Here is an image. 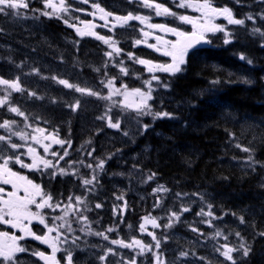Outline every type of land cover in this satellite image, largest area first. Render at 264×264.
Masks as SVG:
<instances>
[{"label":"trees","instance_id":"trees-1","mask_svg":"<svg viewBox=\"0 0 264 264\" xmlns=\"http://www.w3.org/2000/svg\"><path fill=\"white\" fill-rule=\"evenodd\" d=\"M100 1L103 5L106 2L128 7V12L123 15H138L144 8L142 4L129 0ZM36 7L35 11H22L21 15L36 20V27L43 31L45 45H40L39 38L29 37L27 33L8 32L7 23L14 20V14H2L5 26L0 38L15 45L20 42L19 46L29 54L40 55L41 59L46 58L48 62L64 67L77 79L97 87L94 92L99 95H90L87 98L89 105L82 108L77 100L79 92L75 90L79 81L74 80V87L68 88L58 83L59 78L53 79L52 75L24 59V54L17 56L0 50V71H18L21 77L26 76L25 90L16 98L17 108L24 115L9 111L7 106L0 108V124L5 120L10 122V127L5 128L7 130L0 128V133H5L3 136L10 138L11 143L20 145L18 149L24 153L29 147L35 149V145H39L32 139L34 134L39 141H44V136L53 133L56 139L65 142L55 144L49 153L53 168L38 173L33 179L42 183L45 193L53 198V205L60 204V208L50 211L51 225L70 240L73 248L68 251L77 255L82 252L86 264L93 261L103 264L101 257L107 258L104 264H114L122 259L119 251H113L109 256L104 254L106 247L112 240L131 243L135 238L152 246L151 251L145 248L143 254L137 252L138 260L151 262L159 248L155 247L156 240L147 242L144 232L140 231L143 218L150 211L144 209V203L138 202L135 196L122 200L113 189L125 188L130 193L145 188L148 191L157 182L176 198L192 197L197 203L198 196L206 198L202 200L203 212L210 211L213 215L197 218L201 229L202 221L210 218L220 230L221 236L214 241L218 247L227 244L239 248L244 244L250 248L247 256L242 250L233 253L235 264H264V235H261L264 233V181H261L264 180V35H261L264 33V0L250 8L238 9L235 13L243 16L244 26L233 31L230 39L218 37L212 40L213 48L189 53L180 73H153L159 79L154 82L155 94L149 103L151 112L172 113L171 119L141 115L125 108L118 100L103 98L108 97L104 86L110 79L115 78L113 82L117 86L127 85L128 89L143 88L145 81H152L153 75L146 66L138 63L139 59L154 64L166 61L151 48L136 43L141 41L136 29H117L113 35L105 33V38H111L110 46H107L97 38L74 36L64 28L62 20L48 18L40 12L43 11L41 6ZM248 16L253 19H247ZM58 39L63 45L55 43ZM226 39L229 43H225ZM113 45L123 52L116 53ZM109 52L111 56L106 55ZM241 55L252 63L241 60ZM122 67L127 70V75L120 71ZM36 69L40 72H35ZM4 75L0 73L7 79ZM245 80L251 83L246 84ZM38 84L46 90L36 86ZM109 118L113 123L119 121L120 128L110 129ZM62 120L66 121L63 123ZM144 125H148L146 130ZM37 128L47 132L38 133ZM87 130L90 133H81ZM94 131L97 133L92 135ZM106 133L110 134L108 140L102 138ZM20 135H25L26 139L21 140ZM65 151L66 160L62 162L59 156H64ZM53 152L58 156L52 155ZM42 154L46 158L44 149ZM101 160L105 162L103 169L97 168ZM153 173L155 175L149 180ZM92 177H95L93 183L84 185L83 181ZM70 196L72 200L68 199ZM77 196L81 197L82 203L75 200ZM97 204L101 207L97 208ZM123 204L127 206L124 210L119 207ZM195 211L196 208L184 211V216L192 218ZM57 216L62 219H54ZM163 220L161 227L154 232L160 244L165 248L172 247L174 252H186L199 261L203 255L201 251L205 250H195V253L190 248L185 250L184 240L176 239L183 231L180 221H176L173 215L163 217ZM169 224L171 226H167ZM96 233H104L108 239ZM185 233L194 238L197 236L192 229ZM236 233L240 234L239 237ZM137 249L139 247L126 248V253L121 255L128 254L133 258ZM212 249L214 257L219 248L213 246ZM216 257L211 259L205 255L203 258L206 264H232L226 259L220 262L221 254Z\"/></svg>","mask_w":264,"mask_h":264},{"label":"snow or ice","instance_id":"snow-or-ice-1","mask_svg":"<svg viewBox=\"0 0 264 264\" xmlns=\"http://www.w3.org/2000/svg\"><path fill=\"white\" fill-rule=\"evenodd\" d=\"M83 3H88L89 0H82ZM143 6L145 8H150L155 10V14L157 16H177V13L170 10V8L166 7L164 4L156 3L155 0H142ZM44 4L46 8H52L54 12L59 11H67V7H65V0H60L59 7H57L52 0H44ZM29 3L26 2V0H0V14L5 15H19V9H28ZM93 8L99 9L100 13L102 15L99 17L101 20L105 21V27L107 26V18L109 16H112V13L106 12L104 8L100 7L99 4L93 3ZM177 7L179 8H193L195 11L200 13L199 17H191L187 15H180L178 19L186 24H190L192 26L191 32H183L180 31L177 28L168 27L164 24H151L148 23L147 27L150 29H159L160 31L164 33H171L174 36L177 37V40L175 41H169L164 40L160 36H156L155 39L158 43H162L164 46L163 55L171 57V63L166 64H154L152 61L139 59L138 63L141 65L147 66V71L149 73H154L155 71H161L165 73H170L172 75H175L176 73H180L183 71L182 66L186 63V56L188 54L189 49L193 48L196 44L201 43L202 41H206V33H216V32H225V35H227L226 30L219 24H216L214 21L218 17H223L227 20L228 24L232 25H243L245 23L242 19H236L233 16V12L228 7H215L211 0H179V3L177 4ZM42 15L45 16H51V13L49 12H42ZM114 19L116 21H120L121 26L124 24H127L129 21L137 20L141 24H144L148 21L149 17L141 16V15H133L129 13L127 16H115ZM247 19L252 20V16H248ZM90 27H95V24L89 23ZM79 32V29H77ZM255 32H260L259 29H254ZM94 34V33H93ZM80 35H85L84 32H80ZM143 35L145 38L149 37V32H143ZM261 35H264V33H261ZM97 39L102 40L105 44H109V40L111 38H105L104 36H97ZM137 44H140L141 41L137 40ZM225 43H229V40H225ZM150 48H156L157 51H160L161 49L156 47V45L148 44L147 45ZM114 47V45H113ZM264 47V45H262ZM114 51L116 53H120L122 50L118 47H114ZM106 55L111 56L112 53H106ZM132 54L129 53V56ZM241 60H246L248 64H251V60H247V58L244 55L240 56ZM37 71V70H34ZM120 71L127 75V70L125 68H121ZM55 79V77H53ZM115 78L108 80L106 87L109 89H112L108 97H103L105 99H110L112 95L118 94L119 89L114 87L113 81ZM152 80H157L158 77L153 75ZM245 83H248L249 81L245 80ZM58 83L61 85H64L68 88H73L74 86L70 84L67 80L60 79L58 80ZM215 83V81H214ZM145 84L147 85V91H143L140 88H136L129 92L127 90V85H122V87L125 89V92L123 93L125 100H128L130 96L132 97H138L139 102L133 104H127L126 107H135L137 112H139L141 115L146 114H152L156 118H173V114L169 112H151V106L149 105L148 101L152 100L153 97L151 95L152 86H151V80L145 81ZM0 85L5 86V89H11L15 92H21L23 89L21 87V84L19 83V78L16 80H8L4 78H0ZM167 87V85H165ZM78 92H85L88 91L90 95H99L96 92H92L90 90H86L80 87L75 88ZM10 95V93H9ZM30 95H34V93H30ZM8 103L7 97L0 99V107L6 105ZM9 111L16 113L17 115L23 116L24 113L19 110L17 107H9ZM108 125L111 128L119 129L120 123L119 121L113 123L111 119L109 118ZM10 122L5 120L2 124H0V128H9ZM148 125H144L145 130L147 129ZM36 132L43 134L45 132L44 129L37 128L35 129ZM127 135L128 133H124ZM20 139L24 140L26 139L25 135H20ZM33 140H36L37 143L40 141L37 139L36 136L32 137ZM44 139H49V136H44ZM52 143L57 145H63L65 142L56 139L55 137H52ZM0 141H7L10 144V147L12 149H18L21 147L20 145L16 143H11L10 138H7L5 136H0ZM44 151L47 153L49 150V145H43ZM237 147H240V145H237ZM244 151H249V149L244 148ZM28 152L33 155V162L32 164H25L19 156H9L6 158H3V163L0 164V184L3 185H11L12 191H6L5 188L0 187V224L2 225H9L11 228L19 229L21 233H23L22 236H17L14 233L10 234L7 231H0V264H17V255L18 253H25L27 249L23 246L19 245V241L24 239L25 236H32L35 240L41 241L42 243L49 244L52 251L50 255H46L44 252H35L33 255L38 256L41 260L45 261V264H60V260L57 259V252L60 251V249L57 247L56 241L59 240L60 233L58 232V229L56 227H50L48 224H46L44 216L41 214L42 210L45 208L52 209L55 211L56 209L60 208V204L53 205L51 203L52 197L50 195H46L43 193V190L40 185L33 183L31 180H29L25 176H21L19 173L12 171V169L8 166L10 161L14 159V162L16 164H20L21 167L26 168H35L37 166V163H42L45 167L54 166L52 165V162L46 159H42L39 156L35 155L36 150L32 147L28 148ZM52 155L58 156V153L53 152ZM64 155H67V152L65 151ZM91 155V153H89ZM64 156H59V159H63ZM251 159V157L249 158ZM104 161L101 160L97 167L103 169L104 167ZM88 167H92V165H88ZM61 172H63V169H61ZM155 174L153 173L148 177L149 180L153 178ZM95 180V177H92V179H85L83 181L84 185H90ZM162 188V186H161ZM160 189H154L153 191H159ZM164 191H167V189H163ZM21 192L23 194H21ZM179 195V194H178ZM39 197V200L37 199ZM69 200H72L73 197H69ZM75 200L78 203H82L81 197L77 196L75 197ZM32 206L35 207L37 211H32ZM97 208L101 207L100 204L96 205ZM209 208H211V205H209ZM189 209L184 208L183 211H188ZM200 214H205L203 212V209L201 210ZM208 216H212L213 214L209 211L206 213ZM67 215V213H65ZM173 216H176L177 219H179V216L173 212ZM54 219H62V217H55ZM84 219H87V217H84ZM33 220H39V223L44 225L47 228V233L44 235H36L34 232H32L29 225L32 223ZM27 221V223H25ZM241 222H243V218L241 217ZM210 223V221L208 222ZM151 224L153 228L160 227V225L157 223V220L155 218H150L149 216H145L143 218V223L140 225V231L144 232L146 231L145 225ZM167 226H171L170 224ZM196 231V229H193ZM108 231H112V229H108ZM53 232H57L56 237H52L50 234ZM96 235L103 236L105 240L108 239V236L104 235V233H96ZM148 235H151L154 240H156L155 247H160V241L156 239L155 235L153 233H148ZM217 236L220 235L219 232L216 233ZM236 235L239 237V233H236ZM261 235H264V233H261ZM225 239H227V236H225ZM111 243L113 244H119L125 248H133L134 246L138 245L141 248V252L145 248H147L149 251H151L150 245H144L141 240L133 238L131 243H125L122 240H112ZM224 251L221 252V254L225 257L226 260L232 261V264H235V260L231 253L234 251H241L244 256H247L250 248L246 247L244 244H241L239 248H234L232 246H229L227 244L221 246ZM109 252L112 251V249L108 250ZM217 251H220V249H217ZM182 256L187 255L186 253H181ZM105 257H101L103 260ZM61 259H64L66 261V264H73V255L70 251L66 250V256L62 257ZM156 260L159 264V255L156 256ZM130 264H135V259H133Z\"/></svg>","mask_w":264,"mask_h":264},{"label":"rangeland","instance_id":"rangeland-1","mask_svg":"<svg viewBox=\"0 0 264 264\" xmlns=\"http://www.w3.org/2000/svg\"><path fill=\"white\" fill-rule=\"evenodd\" d=\"M76 1H78V0H65V4H66V2L72 3V2H76ZM55 2H53V3L57 7H59L60 0H57ZM65 7H66V5H65ZM23 10H28V11L32 12L31 9H23L22 8V9H19V15H20V12L23 11ZM179 10L182 12L181 13L182 15H187V16H191V17H199L200 16V13L195 11L193 8H180ZM67 11H69V13H67L68 16H72V14H75L76 5L74 3H72V6L67 8ZM51 12H53L55 15H59L60 18L63 16L64 13H66V11L54 12L52 8H51ZM94 13L95 12H93V14ZM159 18H160V16H159ZM221 20H222V22H220V23L218 21H216V20L214 22L216 24L221 25L224 29H226V28H228L229 26L232 25V24H228L227 20L225 18H222ZM119 22L120 21H118V23ZM148 22H151V20H149ZM179 22H181V21H179ZM89 23H91V22H85V20H83L79 24H73L72 27H75L76 29H79V32H84L85 35H89V36H93L94 35V36H96V34H93V33H95L96 28L90 27ZM121 23H120V25L119 24L118 25L121 26ZM184 24L187 25L190 29H192V26L190 24H186V23H184ZM108 27H109L108 24H107L106 27L102 26L103 29L101 31H103L104 33H107L108 31H106L105 29L108 28ZM144 29L145 30L148 29V27L145 25V23H144ZM7 31L8 32L12 31L13 33H16V34H26L27 33L26 35L29 34L28 35L29 37L32 36V37L39 38L38 42H39L40 45H45V42L42 41V40H44L43 36H42L43 35V31H41V28H39V27H35V26L28 27L27 26V27H24L23 29H21L19 31H16V29H14L12 27H8ZM146 32H148V30ZM9 34H11V33H9ZM103 35H104L103 33H99V36H103ZM28 36H26V37H28ZM167 39L169 41H175V40H177V37L174 36L173 34L169 33L168 36H167V34L164 36V40H167ZM56 42L58 44H60V45H63L61 40H59V39H58V41H55V43ZM145 42L148 43V44H149V42L152 43V44H155L154 41H152L151 39H147V38H145ZM15 43L18 46V50L14 49V51L17 54H19V55L20 54H24L23 55L24 59H27V60L31 61L33 64H35L36 68L42 69L43 71H45V73H48L49 75H52L53 77L67 80L70 84H73L74 80H76V82L79 81L77 87H80V88H83V89H86V90H90L92 92L97 91V87H94V86H92L91 84H89L87 82H82L81 80L77 79V77L73 76V74H69V72L64 67L58 66L56 63H53V62H48L49 60H47L46 58H42L41 59L40 55L29 54L27 51H25V48L23 46H21V47L19 46L20 42H15ZM105 45L110 46L109 44H105ZM155 45H156V47H158L162 51H164V46L163 45H162V47H161V45H157V44H155ZM21 49H23L24 51L21 50ZM25 52H27V53H25ZM168 59H169V61L166 62V63H171V58L169 57ZM36 70L37 71H35V72H40V71H38V69H36ZM42 73H44V72H42ZM154 73L155 74H158V73L161 74V73H165V72L155 71ZM150 74L153 75V73H150ZM5 77H7L8 80H16L17 78H19V83L21 84L22 89H23V85L26 84V82H25L26 80H24V78H26V76L25 77H21V75H20V73L18 71H16V73H14L12 70H10L9 73H7V72L5 73ZM156 81L157 80H152L151 81V86H152L151 95L152 96L155 94L154 82H156ZM30 82H32V81H30ZM113 84H114L115 88L119 89V93L115 94V95H112L110 99L118 100V101L121 102V105L124 106L125 108L133 110V111H137L135 109V107H126V105L127 104H133L134 105L135 103H138L139 102V98L130 96L128 98V100H125V97L123 95V93L125 92V89L122 86H117L114 82H113ZM36 86H41L43 88V90H46V88H44L41 84H38ZM36 86H34V87H36ZM104 88L107 90V94L109 96V94L112 91V89H109L108 87H106V85L104 86ZM140 89H142L143 91H147V85L145 84L144 87L140 88ZM24 90H25V88L21 92H15V91H13L11 89H7L6 90L5 86L0 85V99H3L5 97H7L8 103L6 105H4V106H7V107H19V103L16 101V98H18V96L21 95ZM127 90L129 92H131L134 89H130V88L128 89L127 88ZM9 93H10V95H9ZM78 95L79 96H78L77 100H79V103H81L82 108L84 107V105L88 106L89 105V101H88L87 98L90 97V94L88 93V91H85L83 93L79 92ZM12 97H14V98H12ZM90 102H92V103L95 102V99H90ZM150 102H151V100L148 101V103H150ZM65 121L66 120H62L61 122L64 123ZM109 128L112 129V130L115 129V128H111V127H109ZM5 130H7V129H5ZM97 131L99 132V130H97ZM46 132L47 131H45L44 133H46ZM81 133H90V132L87 130V131H82ZM96 133L97 132L94 131L92 133V135L93 134L95 135ZM4 134L5 133H1V135H4ZM46 136H49V139L52 140L51 138L54 137V134L53 133H49ZM109 137H110V134L106 133V134L103 135L102 138H104L105 140H108L107 138H109ZM46 141L47 140L44 139V141H40L39 142L41 144L35 145V150L38 151V153L35 154V155L38 156V154H42V151L44 149L43 143L46 142ZM0 142L2 144V141H0ZM105 142L110 143V141H105ZM2 147L3 146L0 145V148H1L0 154L2 156L0 158V164L3 163V158L9 157L11 155H12V157L19 156L20 159L25 164H32L33 155L34 154H30L28 152V149H26V153H21L18 149H14V152H12V153L10 152L9 153L8 151L4 150V148L2 149ZM89 153H91V152H89ZM40 158H42V156H40ZM94 161H95V159H94ZM11 165H13V166H15L17 168H23L25 170H31V171L38 170L39 168L42 169V167H44V165L42 163H37V166L35 168L21 167L20 164H16L14 162V159L12 161H10L8 166L10 167ZM52 167L53 166L47 167L46 171H49ZM153 184H154V186H153ZM153 184H152L150 190H148V191L145 188L144 190H136V191H134L132 193L133 196H135L137 198L138 202L141 201V202L144 203V209L150 211L147 216H149L150 218H155L157 220V223L161 227L162 222L164 221L163 217L171 216V214L173 212H175L179 216V219H177L176 216H175V220L176 221H180L181 225L183 226V228H182L183 231H180L177 234L178 237H176V239L178 238V240H180V241L184 240V242L186 244V247H184V249L185 250H188V248L193 249V250H191V252H194V253H195V250H201V249L205 250V251H201L203 253V255L199 257L200 260L198 262L200 264H206L204 262V261H206V259L203 258L205 255L210 257L211 259L214 258V257L217 258L216 255L221 254L222 251H221V246L218 247V244L216 242H214L216 240V238H217V235H213V234H216L217 232H220V230L218 229L217 225H215V224H213L211 222L210 218H206V219H208L207 221H202V226H203L202 229L200 227V222L197 220L198 217L206 215V213L205 214H200L201 210L204 207V202L202 200H204L206 198L202 197V196H198L197 200L200 198L198 203L195 202L194 201L195 198L193 199L192 197L188 198V199H186V198H176L174 196L169 195L168 192L164 191L163 190L164 188H161V186H159L157 183H153ZM154 189H160V190L154 192L153 191ZM114 191L116 192L117 190H114ZM129 194H130V191L128 189L120 188L119 192L117 194H115V195L119 196L122 200H125L126 195H129ZM129 196H132V195H129ZM171 199L186 200V201H179V203H173L171 201ZM118 204H120V203H118ZM117 207H118V205H117ZM184 208H187L190 211L193 208H196V211H195L196 214H194L192 216V218H186L184 216V214H185V212L183 211ZM209 221H210V223H208ZM148 227L150 228V230H148ZM160 227L153 228L151 226V224L145 225L146 231H144V236H145V239L147 240V242H149L150 239H153L151 235H148V233H153L154 234L155 230L159 229ZM189 229H192V230L196 229V231L193 230V233H197V236H196L197 238L196 237L194 238V236H189V235H187L185 233ZM219 236H221V234ZM68 246H70V243H68ZM213 246H215L216 248L220 249L219 253L214 254V257H213V251H212L213 250L212 249ZM134 247H139V249L136 250V254H135L136 256L133 255V258L128 256V254L123 257L121 254L122 253L123 254L126 253L125 252L126 248L121 246V245H119V244H113V243H110L106 247V249L104 250V254L110 256L112 254L111 252H113L114 250H116V251L118 250L119 251L118 252L119 256L122 259H119L118 262L114 261V264H130V262L133 259H135V264H158V262L156 260V256L157 255H159V258H160L159 264H165V263H167V264H176V262H179V264H193L194 262L197 263L195 261L196 259L193 256L189 255L188 253L182 252V251H179V250H176L174 252V251H172V247L165 248L161 244H160L158 252L156 253L155 258L151 262L147 263L146 260H141V261L138 260L139 255H137V252L143 254L145 249L143 250V252H141L140 246L136 245ZM133 248H131L130 250H132ZM109 249H112V251L109 252L108 251ZM207 252H210V253L207 254ZM167 253L171 254V255L173 254L174 257L171 258V259L167 258L165 256V254H167ZM181 253H186L187 255L182 256ZM106 260H107V258L106 259L104 258L103 260H100V261H102L103 264H104V263H106ZM74 261H75V258H73V262ZM79 261H80V264H86V260H84V254H83V258H80ZM87 264H90V262H87ZM92 264H96V262L93 261Z\"/></svg>","mask_w":264,"mask_h":264},{"label":"flooded vegetation","instance_id":"flooded-vegetation-1","mask_svg":"<svg viewBox=\"0 0 264 264\" xmlns=\"http://www.w3.org/2000/svg\"><path fill=\"white\" fill-rule=\"evenodd\" d=\"M55 1H57V0H52V2H55ZM0 187L5 188L6 191H12L11 185L0 184ZM21 194H23V193L21 192ZM25 223H27V221H25ZM38 226H39V224L35 220H33L32 223L29 225V227L31 228L32 232H34L36 235H44L45 233H42V230L39 229ZM0 231H7L10 234L14 233L17 236H22L23 235V233H21L19 231V229L11 228L9 225H2ZM31 237L32 236H25L24 239L20 240L18 243L20 244V242L24 240L26 243H30V244L32 243L34 245H38L41 250L47 248V244L42 243L41 241H38V240H31L30 239Z\"/></svg>","mask_w":264,"mask_h":264},{"label":"bare ground","instance_id":"bare-ground-1","mask_svg":"<svg viewBox=\"0 0 264 264\" xmlns=\"http://www.w3.org/2000/svg\"><path fill=\"white\" fill-rule=\"evenodd\" d=\"M250 29V28H249ZM264 29V28H263ZM5 32H6V29H5ZM12 32V31H11ZM246 32V31H245ZM242 33V32H241ZM243 34V33H242ZM245 34V33H244ZM243 34V35H244ZM249 34V33H248ZM247 34V35H248ZM246 35V34H245ZM76 36V35H75ZM241 37V36H240ZM120 38V37H119ZM133 39V38H132ZM115 40H116V38H115ZM117 42V41H116ZM133 42V41H132ZM120 47V46H119ZM137 47V46H136ZM139 47V46H138ZM130 49V48H129ZM223 50V49H222ZM39 51V50H38ZM123 52V51H122ZM4 53V52H3ZM6 53V52H5ZM24 71V70H23ZM33 74V73H32ZM7 78V77H6ZM250 80V79H249ZM250 82V81H249ZM264 82V81H263ZM251 83V82H250ZM247 84V83H246ZM249 84V83H248ZM255 84V83H254ZM245 85V84H244ZM252 85V84H251ZM168 98V97H167ZM165 100H166V98H165ZM164 100V101H165ZM168 100V99H167ZM166 100V101H167ZM145 149V148H144ZM255 157V156H254ZM122 159V158H121ZM139 160V159H138ZM145 160V159H144ZM143 165V164H142ZM138 173H140V172H138ZM263 174V173H262ZM145 178V177H144ZM264 178V177H263ZM262 179V178H261ZM161 180V179H160ZM126 181V180H125ZM261 181H264L263 179L261 180ZM157 183V182H156ZM261 185V184H260ZM264 185V184H263ZM153 186H154V184H153ZM259 186V185H258ZM262 189V188H261ZM264 189V188H263ZM260 190V189H259ZM203 191V190H202ZM148 193V192H147ZM176 194V193H175ZM196 194V193H195ZM177 195V194H176ZM212 195V194H211ZM257 195H259V194H257ZM254 198V197H253ZM222 199V198H221ZM262 199V198H261ZM264 199V198H263ZM222 201V200H221ZM225 201V200H224ZM229 202V201H228ZM142 203V202H141ZM225 206V205H224ZM215 207H217V205L215 206ZM220 207V206H219ZM229 207V206H228ZM252 208H253V206H252ZM255 208V207H254ZM264 208V207H263ZM219 209V208H218ZM258 209V208H257ZM220 210V209H219ZM264 210V209H263ZM250 212V211H249ZM248 212V213H249ZM252 213V212H251ZM264 213V212H263ZM172 215V214H171ZM249 215V214H248ZM250 217V216H249ZM264 217V216H263ZM168 229V228H167ZM167 235H169V234H167ZM167 238V237H166ZM238 239V238H237ZM236 239V240H237ZM167 240V239H166ZM169 240H171V239H169ZM172 241V240H171ZM240 241H242V240H240ZM239 241V242H240ZM243 242V241H242ZM240 244V243H239ZM248 245V244H247ZM262 245V244H261ZM177 246V245H176ZM259 254V253H258ZM261 255V254H260ZM244 257V256H243ZM260 257V256H259ZM240 259V258H239ZM239 261V260H238ZM259 261V260H258ZM236 263V262H235Z\"/></svg>","mask_w":264,"mask_h":264},{"label":"water","instance_id":"water-1","mask_svg":"<svg viewBox=\"0 0 264 264\" xmlns=\"http://www.w3.org/2000/svg\"><path fill=\"white\" fill-rule=\"evenodd\" d=\"M207 44V42L202 41L199 44H196L193 48L189 49V50H193V49H199L202 48L203 46H205ZM45 263V261H43Z\"/></svg>","mask_w":264,"mask_h":264}]
</instances>
